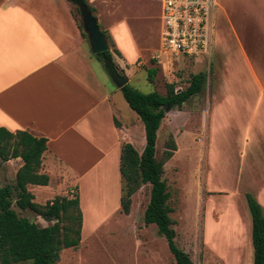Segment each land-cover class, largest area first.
<instances>
[{"label": "crops", "instance_id": "1", "mask_svg": "<svg viewBox=\"0 0 264 264\" xmlns=\"http://www.w3.org/2000/svg\"><path fill=\"white\" fill-rule=\"evenodd\" d=\"M94 1L86 0L91 6ZM215 3L211 41L214 80L207 92V112L217 118L221 111H228L239 163L231 187L212 190L229 201L213 213L216 219L229 217L224 223L228 248L238 249L231 254L229 264H242L240 243L241 239L248 240L251 228L250 214L242 204L245 194L258 203L264 217V177L258 163L264 153V0ZM95 18L114 42L113 49L119 51L110 50L122 72L131 58L117 47L111 24ZM77 24L66 0H0V127L45 138L39 172L47 175L48 182L26 185L34 202L41 204L43 200V204L56 196L68 198L71 187L105 169L118 180L113 193L115 200L118 196L112 212L116 213L120 208V145L128 142L140 152L143 130L138 131L133 119L124 123L114 115L107 72L104 69V78L98 74L93 62L100 60L90 52ZM202 91L203 87L196 94ZM205 137L207 141V130ZM13 159H17L15 173L21 160ZM217 172L220 181L219 167ZM77 196L83 216L82 198Z\"/></svg>", "mask_w": 264, "mask_h": 264}, {"label": "rangeland", "instance_id": "2", "mask_svg": "<svg viewBox=\"0 0 264 264\" xmlns=\"http://www.w3.org/2000/svg\"><path fill=\"white\" fill-rule=\"evenodd\" d=\"M91 7L93 15L101 23L108 21L111 24L117 47L127 58H131V62H126L122 71L130 87L143 94L152 91L165 94L166 83H172L174 90L183 89L191 73L201 72L204 75L202 92L184 102L180 110L171 109L165 112L156 131L154 156L155 159H160L164 143L171 136L176 151L163 163L161 178L165 181L169 194L167 203L172 208L169 216L175 232L174 244L188 254L192 264H229L233 251H238L234 246L228 248L229 235L224 223L229 221V217L216 219L214 216L229 201L212 190L217 186L227 189L231 187L232 176L239 163L236 152L238 144L235 143V132L228 125V111H221L217 118L207 112V92L214 80L213 42L208 59L203 56L188 58L162 51L159 38V6L155 0H96ZM71 12L78 22L79 15L74 5H71ZM212 31L214 32L213 24ZM110 42L114 46L111 39ZM112 46L110 45L109 50H113ZM112 53L111 60L116 65L117 60ZM137 59L139 64H136ZM93 64L98 74L104 78L102 63L94 61ZM148 68L155 69L152 84L147 81ZM106 81L111 91L109 100L114 115L124 123L133 119V124L142 132L141 121L129 109L120 90L115 89L108 73ZM140 140H143V133ZM135 146L139 149L138 143ZM258 163L261 167L259 173L264 177V153ZM16 166L17 159H10L4 164L0 162L1 183L11 182ZM218 167L222 177L220 181ZM93 175L91 180L86 178L81 185L71 187L72 192L66 195L72 197L77 194L82 198L84 212L80 241L75 248L61 249L55 264H176L164 237L157 233L156 226L153 223L143 224L142 215L148 200L149 184H142L132 194L127 214L122 213L120 208L112 213L114 201L118 204V196L116 200L114 198L117 178L109 174L108 170L105 172V169H99ZM42 202L43 200L41 204ZM243 202L249 216L244 198L242 204ZM12 207L19 216H24L38 225L44 226L53 222L29 210H19L14 205ZM250 240V236L246 242L241 239L242 264H252ZM230 242L233 244L232 240Z\"/></svg>", "mask_w": 264, "mask_h": 264}, {"label": "trees", "instance_id": "3", "mask_svg": "<svg viewBox=\"0 0 264 264\" xmlns=\"http://www.w3.org/2000/svg\"><path fill=\"white\" fill-rule=\"evenodd\" d=\"M66 1L74 5L77 14L75 5L79 2L85 4L89 12H93L86 0ZM77 26L86 39L80 19ZM99 32L105 37L107 44L112 46L107 33L100 28ZM111 51L118 54L115 49ZM111 51L95 54L108 75H114L118 70L111 60ZM154 70L146 69L150 84ZM203 83L204 75L197 72L189 75L183 89L174 90L172 83H166L165 94L156 91L143 94L127 83L119 88L127 106L142 123L144 138L140 152L128 142L120 145V211L127 214L131 195L142 184H149L148 200L142 215L143 224L153 223L156 226L157 233L164 237L176 264H192L188 254L174 244L175 232L169 216L172 208L167 203L169 194L165 181L161 178L162 165L172 156L176 147L170 136L164 143L160 159H155L156 131L164 117L165 108L179 110L185 100L202 89ZM45 148V138L32 136L24 130L11 132L0 127V162L13 158L21 160L11 182H0V264H55L61 249L75 248L80 241L82 216L77 194L68 198L56 196L50 201L38 204L32 200L33 195L26 188L27 184L46 185L48 182L47 175L39 172L41 155ZM245 201L251 218L252 264H264V217L260 206L249 194H245ZM13 205L19 210H29L53 222L44 226L38 225L24 216H19Z\"/></svg>", "mask_w": 264, "mask_h": 264}, {"label": "built area", "instance_id": "4", "mask_svg": "<svg viewBox=\"0 0 264 264\" xmlns=\"http://www.w3.org/2000/svg\"><path fill=\"white\" fill-rule=\"evenodd\" d=\"M160 48L188 58L209 57L215 0H155Z\"/></svg>", "mask_w": 264, "mask_h": 264}, {"label": "water", "instance_id": "5", "mask_svg": "<svg viewBox=\"0 0 264 264\" xmlns=\"http://www.w3.org/2000/svg\"><path fill=\"white\" fill-rule=\"evenodd\" d=\"M78 10V15L82 30L86 35L89 50L92 54L100 53L108 50V44L105 37L99 32L96 18L86 8V5L79 2L75 5ZM112 82L117 88L122 87L127 83L125 76L121 71L116 70L114 75H109ZM168 109L165 108V112Z\"/></svg>", "mask_w": 264, "mask_h": 264}]
</instances>
